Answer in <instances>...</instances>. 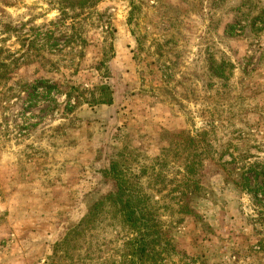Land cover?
<instances>
[{
	"label": "rangeland",
	"instance_id": "obj_1",
	"mask_svg": "<svg viewBox=\"0 0 264 264\" xmlns=\"http://www.w3.org/2000/svg\"><path fill=\"white\" fill-rule=\"evenodd\" d=\"M61 1L0 0V264H116L111 227L50 257L122 153L162 208L168 264H264V0ZM102 85L113 103H90Z\"/></svg>",
	"mask_w": 264,
	"mask_h": 264
},
{
	"label": "trees",
	"instance_id": "obj_2",
	"mask_svg": "<svg viewBox=\"0 0 264 264\" xmlns=\"http://www.w3.org/2000/svg\"><path fill=\"white\" fill-rule=\"evenodd\" d=\"M98 2L99 0H62L60 10L62 14L70 9L84 13L97 6ZM12 59L13 57L4 59L0 57V69H9L14 63ZM9 61L13 62L10 64ZM45 89L52 91L58 88L46 85ZM110 90L108 85L100 86L97 90L100 98L97 99L93 94L90 103L97 105L113 103ZM71 97V94H67L69 100ZM195 143L194 139H190V146H194ZM207 145L210 147L212 144L209 141ZM197 157L192 155L191 159H187L183 181L175 190L179 195L176 200L181 209L180 213L185 216L194 215V211L183 205L182 199L188 194H197L201 190L195 179L202 165L201 161L195 160ZM105 178L114 184V191L101 197L89 214L77 225L69 228L64 237L54 244L51 261L69 259L70 251L82 248L91 234L107 227L116 230L117 241L120 239L122 241L116 253L118 256L116 264H168L169 261H174L177 251L171 242L170 231L163 225L162 208L158 206L151 190L140 181L141 178L135 176L126 167L123 153L111 162L105 172ZM180 222L181 220H178L171 224L177 225ZM186 260L191 262L189 258Z\"/></svg>",
	"mask_w": 264,
	"mask_h": 264
}]
</instances>
